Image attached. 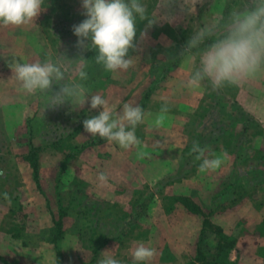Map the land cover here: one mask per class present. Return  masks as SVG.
Segmentation results:
<instances>
[{"label":"rangeland","instance_id":"obj_1","mask_svg":"<svg viewBox=\"0 0 264 264\" xmlns=\"http://www.w3.org/2000/svg\"><path fill=\"white\" fill-rule=\"evenodd\" d=\"M141 3L146 8V19L140 20L139 17L136 19L135 48L130 49L128 53V58L133 63L127 70L109 72L102 65L96 64L97 50L77 47L78 37L73 33V25H78L86 19L83 15L82 0H45V5L42 6L44 10L38 18L51 48L55 51L54 63L58 59L64 60V57L75 61L71 64L70 73H67L60 83L71 84L73 81L81 83L86 95H101L106 100L109 96L120 100L121 90L130 83V102L134 100L133 96L135 97L137 92L141 94L140 100L143 99L145 92H149V96L157 103L166 101L163 96H170L175 84H178L177 87L185 88L186 72L190 76L199 66L198 57L188 56L184 58L182 66L177 67L186 54L183 51L186 41L204 28L200 21L201 17L196 13L201 12L204 5L220 3L225 8L217 24L223 25L233 8L243 9L249 4V0H195L194 9L191 8L193 0H141ZM181 4L185 6L181 7ZM196 5H199V9H195ZM214 10L209 12L211 20L217 18V11ZM169 16H174V19L179 21L183 18L190 21L183 27L173 28L168 23H163ZM224 16L225 19L221 23ZM177 23L181 24L178 21ZM139 32L161 36L151 45L148 39L140 37ZM200 47L204 48L202 44ZM81 57L85 59L83 64L76 61ZM16 58L25 60L23 56L0 54V160L6 162L28 160L29 129H32L31 138L39 150L41 173L45 176L60 174L62 177L60 198L53 199V207L57 210L60 204L61 211L67 217L66 223L71 225L69 227L71 230L74 229V225L77 230L79 229L78 234L81 235L83 243L95 240L101 244L106 239L123 243L125 240L149 237L155 240L161 238L162 241L169 243V238H172V242L177 244L179 257L184 259H180L178 264H182L187 262L193 252L191 245L196 238L195 225L203 221L204 215L210 216L213 212H220L245 197L248 199L247 202L253 200L263 204L264 71L242 80L241 91L237 84L213 90L210 82L204 80L200 84H206L209 93L203 94L204 98L199 101L192 113L186 115V119L184 116L181 121H175L167 112L163 114V125L157 127L155 120L161 112L155 114L148 110L143 122L136 127L135 134L141 141L139 146L123 149L115 142L101 145L103 141H97L78 151L71 158V163L75 159L81 160L79 164L76 163V167L75 162L69 163L60 173L58 163L71 148L92 138L84 131L83 121L98 115L103 109H91L90 96L84 106L70 98L64 104L47 108L50 92L38 91L36 94H28L21 87L9 90L15 78L8 63ZM176 58L177 66L173 70H166ZM80 68L87 72V80L79 79L77 72ZM111 83L113 86L105 89V86ZM52 91H59V85L54 83ZM170 102L173 103L172 100ZM110 106L117 107L118 102ZM168 107L171 109L173 105L168 103ZM194 142H198L202 148L207 146L206 158L226 154L219 168L204 173L203 180L211 187L221 179L224 180L225 186L234 183L223 192L216 206H213L209 199L199 200L185 194H170L177 189L185 190L186 184H178L177 187L172 185L173 181L185 179L186 175L195 169L193 161L197 169L201 163L195 160L196 154L190 151ZM118 146L121 150L115 151L112 155L111 151ZM138 152L145 155L139 157ZM109 159L113 164L109 165L107 162ZM50 163H57L55 164L57 170L54 171L50 166L53 164ZM101 172L109 177H115V180L125 181L129 188L134 185L132 184L134 177L138 174L153 181L135 188L133 201L125 210V203L113 202L111 207L109 202L107 205V201L96 197L91 191L86 179L98 177ZM49 186L56 188L53 182ZM172 196L190 197L189 199L199 206L201 213L192 212L190 207L178 200L174 201ZM138 200L139 202L133 206ZM159 207L169 216L153 215V212L157 214ZM154 225L159 227L156 228ZM262 227L264 228V224ZM213 237L210 234L208 241L212 243ZM249 238L250 234L243 235V239ZM162 254L163 258L169 257L167 246ZM117 260L125 264L121 259Z\"/></svg>","mask_w":264,"mask_h":264},{"label":"crops","instance_id":"obj_2","mask_svg":"<svg viewBox=\"0 0 264 264\" xmlns=\"http://www.w3.org/2000/svg\"><path fill=\"white\" fill-rule=\"evenodd\" d=\"M215 5H204L201 7L202 11L196 13L201 17L200 21H202L204 27L208 26L210 22L209 26H212L221 20L225 6L220 3ZM182 6L185 5L181 4ZM191 8L194 9L193 7ZM195 9H199V5H196ZM213 9L217 11V18L211 20L209 12ZM174 18V16H169L163 20V23H168L171 27H183L185 23L189 24L190 21H186L184 18L179 21ZM177 21L181 22V24H178ZM43 30L44 27L41 25L38 17L33 23L27 25L7 27L0 25V46L2 48L0 49V54L16 57L23 56L25 60L16 58L21 63L44 62L45 60L54 63L55 51L51 48ZM139 34L141 35L140 37L148 39L151 45L161 36L160 34L154 36L140 32ZM188 56L189 54L186 53L177 67L180 68L184 58ZM186 73L187 77L185 76L184 84H186L190 77L188 72ZM179 82L183 85L182 81L179 80ZM129 84L121 90L120 93L122 95L120 100L113 99L114 97L112 98L111 96L108 97L109 99L107 101L109 106L114 102H118V106L112 108L115 112H121L123 104L130 102ZM177 85L175 84L173 90L170 91L172 93L170 96H163L166 101H159L161 103H157L152 99V96H149L145 100L144 115L148 110L152 113L159 114L161 109L160 104L163 105L167 102V104L171 103L173 105L168 112L175 121H181L184 116L186 119V115L195 110L199 101L204 98L203 94L206 92L209 93V87L206 84H200L195 88L177 87ZM237 85L239 86V91H241L243 88L241 81ZM110 86H113V83L111 85L107 84L105 89H108ZM16 87H20V84L14 80L13 85L9 86V90ZM244 88L248 90L246 87ZM140 95L137 92V95L135 94V97L133 96L134 100L130 102L133 106L140 105L142 101V98L141 100L139 98ZM171 100L173 103L170 102ZM248 101L252 102L251 100ZM250 112L254 113L253 110ZM173 134L178 135V133ZM106 142L108 141L103 140L101 145L106 144ZM34 146L36 145L34 144ZM120 150L121 148L119 146L115 147L114 151H111L112 155L115 151ZM218 150H220L219 146ZM27 153H29V149ZM39 157L38 150V182H36L33 176V168L29 160L25 159L15 162L0 160V264H59V261L60 264H98V261L102 258L101 253L105 250H110V254L115 259H121L125 264H178L180 259L184 260L183 257H179L177 244L172 242V238H169V243L162 241L161 238L155 240V238L151 237L148 239L136 238L130 241L125 240L123 243L111 239H106L101 244H98L95 240H89V243H83V240L80 239L81 235L78 234L79 229L77 230L74 225V229L71 230L69 228L71 225L66 223V216L64 214H62L61 231L58 230L54 221L61 216V206L59 204L58 209L55 210L53 207V199L57 198L58 200L60 198L62 177L60 174L55 176H45L42 174ZM70 160L65 162L63 158L58 163L60 164V173L71 163ZM80 161V159H75L72 162H75L74 167ZM107 162L109 165L110 163L113 164L111 159ZM50 164H53L50 166L54 168V171L57 170L55 165L57 163ZM192 165L195 166V169H192L186 175L185 179H181V181L177 180L176 182L173 181L172 184L177 187L186 184L187 187L185 190L179 191L175 188L177 190L172 191L170 194H185L199 200L209 199L212 201L214 194L219 192L221 187L225 186L224 180H218L215 186L211 187L209 183L205 182L206 180H203L204 173L198 171L194 161ZM134 178V182L132 183L134 185H131L130 188L125 185V181L121 179L115 180V177L109 176L108 183L104 186H99L100 182L97 176L89 177L86 181L89 182L91 191L94 192L93 194L107 201V205L108 202L111 207L113 206V202L125 203L126 207L124 209L127 210L129 203L133 201L132 198H134L133 193L135 188H139L141 184L151 183L153 181L151 178H142L139 174ZM52 182L56 186L55 189L49 186ZM121 198H124V200ZM246 200H248L246 197L244 199L242 198L220 212H213L209 218L213 223L219 225L226 234L236 239L235 247L230 251L228 256L231 264H264V228L262 227L264 224V202L260 204L258 201L252 200L247 202ZM213 206H216V204ZM156 212L157 214L153 212V215L169 216L160 207ZM201 226V221L195 225V237L197 239L195 238L196 241L194 240L191 245L193 246V252L187 262H183L182 264H189L193 261L198 240L197 236H199ZM158 227L157 225L156 228ZM164 227L167 228V226ZM168 228L170 229L171 227ZM247 233L250 234L249 240L243 239V235ZM106 236L108 235L106 234ZM140 244L155 249V255L151 260L145 262L133 261L132 251ZM166 246L170 254L169 257L165 256L163 258L162 253L165 252Z\"/></svg>","mask_w":264,"mask_h":264},{"label":"clouds","instance_id":"obj_3","mask_svg":"<svg viewBox=\"0 0 264 264\" xmlns=\"http://www.w3.org/2000/svg\"><path fill=\"white\" fill-rule=\"evenodd\" d=\"M44 5L45 0H0V25L7 27L33 23L44 10ZM194 5L195 0L193 8ZM82 8L86 19L73 25V33L78 37L77 47L97 50L95 62L106 71L127 70L133 63L128 53L135 48L136 19H146V8L141 0H82ZM210 38H214L213 42L201 48L200 45ZM183 51L190 57L199 58V66L184 85L188 88L198 87L202 81L208 80L212 89L217 90L264 71V0H249L243 9L233 8L223 25L201 28L186 41ZM76 61L83 64L85 59L81 57ZM72 62L75 61L66 57L55 63L48 60L34 63L12 60L8 67L26 93H51L47 108L64 104L70 98L84 106L90 96L91 109L103 110L83 121L84 131L92 137L99 136L109 143L115 142L123 149L139 146L141 141L135 132L137 125L143 122V109L124 103L122 111L118 113L101 95H86L81 83L73 81L71 84H61L65 75L70 73ZM77 75L81 81L88 78L83 68L78 70ZM54 83L59 85V91H52ZM168 111L165 102L160 109L161 115L155 120L157 127L163 125V114ZM190 151L196 154L195 160L201 161L198 166L200 173L219 168L226 157V154H221L206 158L207 146L202 148L198 142L192 144ZM144 155L138 152L139 157ZM97 179L99 186L108 183V176L103 172L98 174ZM131 255L133 261L145 262L154 257L155 249L140 244ZM101 257L98 264H121L110 254V250L103 251Z\"/></svg>","mask_w":264,"mask_h":264},{"label":"trees","instance_id":"obj_4","mask_svg":"<svg viewBox=\"0 0 264 264\" xmlns=\"http://www.w3.org/2000/svg\"><path fill=\"white\" fill-rule=\"evenodd\" d=\"M225 16L223 17V20L221 23L224 21ZM214 38H210L208 40H205L204 43L202 44L204 47L207 44H210L213 42ZM178 58L175 59L173 64H171L169 67L166 68V70L170 71L173 70L177 66ZM149 97V92H145L143 99L140 103V107L142 109L145 108V100ZM97 141H103L99 136L89 138L85 141H83L80 144L74 145L69 153H67L64 157V161L67 162L69 161L78 151H81L82 149L95 144ZM38 148L34 146L31 138V129H29V162L31 167L33 168V176L38 182ZM64 169V167H62ZM234 183H230L223 187L219 192L215 193L213 198H212V203L213 205L216 204L218 199L221 197L223 192H225L227 189H229ZM190 197H180L176 196L172 198L174 201H180L183 203L185 206L190 207L192 212L194 213H201L200 208L198 205H195L190 199ZM139 202L136 201L134 205H136ZM62 210V208H60ZM62 214H64L61 211V216L59 219L55 220V226L57 227L58 230L61 231V225H62ZM60 233V232H59ZM212 234L214 237L212 238L213 241H208L209 235ZM236 244V239L228 234H226L223 229L213 223L210 218L209 214L204 215V219L202 221V226L201 230L198 236L197 240V245H196V252H195V257L191 263H199V264H231L229 261V253L230 251L235 247ZM5 264V263H3ZM60 264V261H59Z\"/></svg>","mask_w":264,"mask_h":264}]
</instances>
